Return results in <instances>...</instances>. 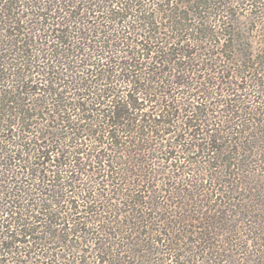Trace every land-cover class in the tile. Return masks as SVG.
Masks as SVG:
<instances>
[{"label": "trees", "instance_id": "16d2710c", "mask_svg": "<svg viewBox=\"0 0 264 264\" xmlns=\"http://www.w3.org/2000/svg\"><path fill=\"white\" fill-rule=\"evenodd\" d=\"M0 264H264V0H0Z\"/></svg>", "mask_w": 264, "mask_h": 264}]
</instances>
